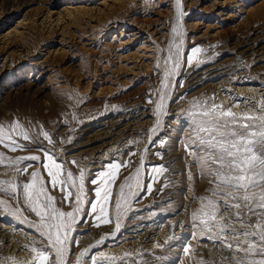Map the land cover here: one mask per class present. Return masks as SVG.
Instances as JSON below:
<instances>
[{"label": "rangeland", "instance_id": "374dc122", "mask_svg": "<svg viewBox=\"0 0 264 264\" xmlns=\"http://www.w3.org/2000/svg\"><path fill=\"white\" fill-rule=\"evenodd\" d=\"M195 47L200 52L193 54ZM170 50L173 57L179 51L177 65H165ZM166 68H175L168 88ZM262 102L264 0H179V6L177 0H0V128L15 126L14 136L39 134L66 169L77 177L84 172L88 196L81 215L89 213L94 195L88 181L117 173L113 222L88 214L75 225L69 239L79 241L71 247L76 257L87 248L98 264H234L223 244L202 239L205 232L191 217L213 185L197 178L185 150L190 114L216 106L258 117ZM21 143L27 149L0 147L7 166H0V179L26 182L13 170L24 164L11 160L39 153L36 145ZM110 162L127 167L113 170ZM42 163L43 157L28 171L43 172ZM129 174L134 192L125 189L117 232L114 202ZM7 211L0 207V264H35L31 249L43 238L33 227L34 214ZM231 216L224 212L226 220ZM76 257H70L73 264ZM81 264L92 262L85 256Z\"/></svg>", "mask_w": 264, "mask_h": 264}, {"label": "snow or ice", "instance_id": "6c2138e0", "mask_svg": "<svg viewBox=\"0 0 264 264\" xmlns=\"http://www.w3.org/2000/svg\"><path fill=\"white\" fill-rule=\"evenodd\" d=\"M177 4L179 6V0ZM173 31L175 32V29ZM191 51L196 54L200 52V48L195 47ZM178 57V50L175 57L170 50L165 65L169 61L177 65ZM157 67L159 68V65ZM174 70L175 68H166L164 88L170 87L167 81ZM160 99L158 112L163 106L164 94ZM246 99L239 98L237 102ZM260 109H264V102L258 105V110ZM190 116L192 135L185 150L193 158L192 167L199 170L197 178L206 177L209 184L213 185L207 190L209 195L199 197L201 206L191 212L193 222L205 232L202 239L212 240L214 237L215 241L232 252L234 264H264V112L258 117H237L230 110L218 111L216 106H201L200 112L191 113ZM14 132L15 126L7 132L0 128V147L11 152L27 149L28 145L21 143L22 138L23 141L36 145L34 151L39 154L11 160L12 165L24 164L23 168L14 167L13 170L25 177L26 182L18 179H0V197H7L0 199V207L5 210V214H9L8 209H11L12 213L27 211L34 214L36 219L33 221V227L43 238L39 248L31 249L35 254V264H73L70 257H76V254L71 252V247L73 244H79V241L69 239L74 226L81 220L86 221L88 214H93L96 220H102L104 224L113 222L109 208L113 205L112 185L117 173L101 172L97 178L88 181L89 184L95 185L92 188L94 195L91 201H88L89 213L81 215V206L85 204V198L88 196L84 172L80 171L77 177L71 169H66L64 161L58 160L56 153L43 146L39 134L33 137L24 131L21 136H14ZM42 135L49 144L54 142L47 131ZM156 155L159 156L160 153ZM0 157H3L2 153ZM42 157L43 172H29L28 169L33 168L34 164L41 163ZM69 163L75 165L77 162ZM0 166L7 167L3 165L2 159ZM110 166L113 170H118L127 167V164L110 162ZM158 167L159 170H164L163 165ZM189 171L186 167L185 172ZM139 173L140 168H136L135 176L138 177ZM132 178L134 177L131 174L125 176L118 186L119 198L114 202L117 232L120 230L119 219L123 213L121 200L124 198L125 189L127 187L129 193L134 192L130 184ZM166 186L167 184L162 185ZM196 200L197 197L194 196L193 203ZM21 205L24 206L23 209ZM224 212H231V218L226 220ZM249 216L254 219L248 220ZM237 223L247 227L237 229ZM228 235L233 237L231 241L225 239ZM156 246L161 247L159 244ZM85 256L92 264H98L96 256L90 255L87 248L76 257L75 264H81V258ZM111 264H116L114 259ZM212 264L219 262L213 261Z\"/></svg>", "mask_w": 264, "mask_h": 264}]
</instances>
